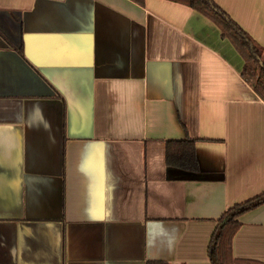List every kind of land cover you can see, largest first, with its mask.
Here are the masks:
<instances>
[{
	"label": "crops",
	"instance_id": "crops-1",
	"mask_svg": "<svg viewBox=\"0 0 264 264\" xmlns=\"http://www.w3.org/2000/svg\"><path fill=\"white\" fill-rule=\"evenodd\" d=\"M264 46V0H215ZM175 0H0V264H217L264 194V99ZM196 139L198 170L166 162ZM236 258L264 262V200Z\"/></svg>",
	"mask_w": 264,
	"mask_h": 264
},
{
	"label": "trees",
	"instance_id": "trees-1",
	"mask_svg": "<svg viewBox=\"0 0 264 264\" xmlns=\"http://www.w3.org/2000/svg\"><path fill=\"white\" fill-rule=\"evenodd\" d=\"M143 3L144 0H136ZM192 6L213 19L221 28L222 35L228 37L245 59L242 74L253 81L254 89L264 99V46L256 41L220 4L215 0H175ZM166 162L189 170H198L196 139L184 138L166 141ZM264 200V194L230 207L219 218L213 234L211 253L217 264H264V262L236 258L232 254V238L241 225L240 214ZM148 264H166L150 260Z\"/></svg>",
	"mask_w": 264,
	"mask_h": 264
}]
</instances>
